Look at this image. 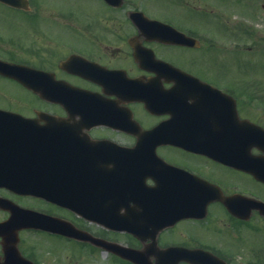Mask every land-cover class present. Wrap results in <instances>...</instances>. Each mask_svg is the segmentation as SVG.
I'll list each match as a JSON object with an SVG mask.
<instances>
[{"label": "flooded vegetation", "instance_id": "flooded-vegetation-1", "mask_svg": "<svg viewBox=\"0 0 264 264\" xmlns=\"http://www.w3.org/2000/svg\"><path fill=\"white\" fill-rule=\"evenodd\" d=\"M28 1V7L0 1V60L35 71L22 77L34 80L38 92L0 74V110L36 129L30 133L43 162L32 174L43 177L41 189L70 193L53 201L0 189L10 201L0 206V264H264V183L182 147L209 139L192 127L238 125L225 96L188 90L195 80L234 97L240 119L264 127L244 112L245 94L217 82L233 75L218 67L229 61L226 53L236 58L251 50V27L264 24L261 0ZM61 83L80 89L78 96ZM152 100L160 105L151 111ZM163 122L171 128L152 153L139 125ZM206 186L216 189L207 195ZM140 190L151 192L150 225ZM189 193L209 200L189 201ZM15 207L56 225L8 224Z\"/></svg>", "mask_w": 264, "mask_h": 264}, {"label": "rangeland", "instance_id": "rangeland-1", "mask_svg": "<svg viewBox=\"0 0 264 264\" xmlns=\"http://www.w3.org/2000/svg\"><path fill=\"white\" fill-rule=\"evenodd\" d=\"M263 5H264L263 0L257 3V11L261 16L264 14ZM154 10L158 12L160 11L156 8V6H154ZM161 12L163 13V10ZM254 19L255 18H253V21H255ZM256 24H254V26L251 27L249 43L251 42V44L253 45H258V44L260 45L254 46L251 52H247V54H240V55L236 54L237 55L236 58H230L229 57L230 53H226L228 54L227 58L221 54L220 55L221 60L225 61L226 58L229 59V61L225 64V67L218 65L219 69L221 71H224L223 73H228L233 75H231L232 77L229 78V82L219 81V80H217V82L222 85L230 84L234 88L239 90V92L245 94V96L244 95L240 96V100L243 101L245 104V106L243 107L244 112L248 115H251V117L256 119V121L264 124V24L262 26H257ZM221 51L231 52L232 50L227 49ZM233 56H235V54ZM182 60L184 64H186L187 66H191L192 68L198 70L199 72L202 73L208 72L204 66L193 65L189 62L187 58H183ZM207 61L209 63V56L207 58ZM211 65L213 67L216 66V64H211ZM246 109L250 110V112L248 113ZM122 141H126V139H123ZM160 151L164 155L168 154L173 156V157L169 156L171 159L181 158V156L178 155L179 156L178 157L175 155L176 151L169 149L168 150L162 149ZM191 162H195V161L193 160ZM213 175L211 176L213 177ZM221 176L224 177L225 175L222 174ZM240 181L244 182L243 179H240ZM244 187L245 189H248L247 185H244ZM42 247L44 246H40V249ZM53 248L54 247L52 246V244H50V246L48 247V249L50 250H52ZM48 249H46V252L44 251L43 254L48 255ZM67 255L69 256V259H76V257L78 260L80 259V256H76L73 253H69Z\"/></svg>", "mask_w": 264, "mask_h": 264}, {"label": "water", "instance_id": "water-1", "mask_svg": "<svg viewBox=\"0 0 264 264\" xmlns=\"http://www.w3.org/2000/svg\"><path fill=\"white\" fill-rule=\"evenodd\" d=\"M7 120H8L7 118H1L0 119V121H7ZM237 120H238V118H237ZM238 123L240 125H242V126L235 127V128H230V132H234L235 133V137H236V142H234L231 145V152H242L243 149L242 148H238L237 146L240 143H243L244 144L245 142L250 141L251 139H254L256 137L255 135H250L249 132H254V133L258 134V135H262L260 133V131L257 128H255V126H253V125H251L249 123L247 125H243L244 122H239V121H238ZM224 134L225 135H228L229 134V128L226 129V132ZM221 144L224 147L225 145H228L229 143L228 142H224V143H221ZM1 179L4 180V181H6L8 178L7 177H4V178H1Z\"/></svg>", "mask_w": 264, "mask_h": 264}]
</instances>
